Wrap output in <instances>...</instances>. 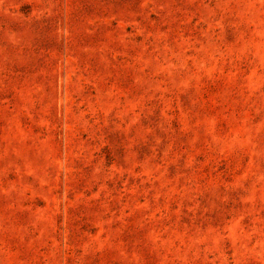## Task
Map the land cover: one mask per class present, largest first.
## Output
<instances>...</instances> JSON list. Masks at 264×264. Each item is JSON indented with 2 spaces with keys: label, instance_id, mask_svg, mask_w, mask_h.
I'll use <instances>...</instances> for the list:
<instances>
[{
  "label": "rangeland",
  "instance_id": "374dc122",
  "mask_svg": "<svg viewBox=\"0 0 264 264\" xmlns=\"http://www.w3.org/2000/svg\"><path fill=\"white\" fill-rule=\"evenodd\" d=\"M0 264H264V0H0Z\"/></svg>",
  "mask_w": 264,
  "mask_h": 264
}]
</instances>
